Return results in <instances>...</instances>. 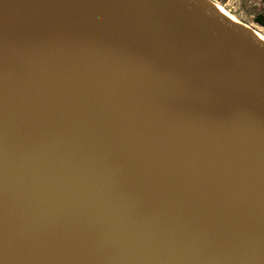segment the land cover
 Returning a JSON list of instances; mask_svg holds the SVG:
<instances>
[{"label": "water", "instance_id": "95a60500", "mask_svg": "<svg viewBox=\"0 0 264 264\" xmlns=\"http://www.w3.org/2000/svg\"><path fill=\"white\" fill-rule=\"evenodd\" d=\"M213 0H0V264H264V41Z\"/></svg>", "mask_w": 264, "mask_h": 264}, {"label": "rangeland", "instance_id": "374dc122", "mask_svg": "<svg viewBox=\"0 0 264 264\" xmlns=\"http://www.w3.org/2000/svg\"><path fill=\"white\" fill-rule=\"evenodd\" d=\"M230 13L237 22L254 29L264 36V27L257 23L256 17L264 13V0H213Z\"/></svg>", "mask_w": 264, "mask_h": 264}, {"label": "bare ground", "instance_id": "6f19581e", "mask_svg": "<svg viewBox=\"0 0 264 264\" xmlns=\"http://www.w3.org/2000/svg\"><path fill=\"white\" fill-rule=\"evenodd\" d=\"M218 7H219V9H220V11H221V13L223 14V15H225L226 17H228L229 19H231L233 22H235V23H239V22H237L236 21V19L230 14V13H228L225 9H223L220 5H218ZM252 31H254V29H252V28H250ZM254 33H255V35H256V37H258L259 39H261L262 41H264V36L262 35V34H259V33H257L256 31H254Z\"/></svg>", "mask_w": 264, "mask_h": 264}, {"label": "trees", "instance_id": "16d2710c", "mask_svg": "<svg viewBox=\"0 0 264 264\" xmlns=\"http://www.w3.org/2000/svg\"><path fill=\"white\" fill-rule=\"evenodd\" d=\"M256 21H257L258 24H260L261 26L264 27V13L263 14H259L256 17Z\"/></svg>", "mask_w": 264, "mask_h": 264}]
</instances>
